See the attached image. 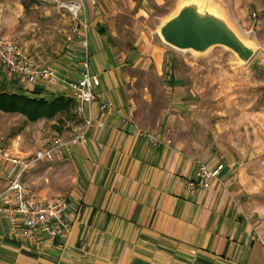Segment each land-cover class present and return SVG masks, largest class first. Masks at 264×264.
Wrapping results in <instances>:
<instances>
[{
  "label": "crops",
  "instance_id": "crops-1",
  "mask_svg": "<svg viewBox=\"0 0 264 264\" xmlns=\"http://www.w3.org/2000/svg\"><path fill=\"white\" fill-rule=\"evenodd\" d=\"M76 1L57 0L65 15L61 24L53 25L29 17L30 8L19 3L18 18L0 21V35H14L33 59L77 79L83 70L85 49L80 36L85 29L74 22L66 7ZM131 2L86 0L91 70L101 79L93 114L103 126L88 132L87 144L61 151L54 165L25 176L33 196L52 199L67 194L70 230L56 240L43 235L33 240L11 234L10 222L2 221L0 264H264V234L248 217L242 196L241 164L236 161L240 156L211 141L208 149L194 139L182 116L156 130L163 140L171 139L172 145L154 146L139 137L135 125H141L136 121L130 85L136 81L134 71L141 65L143 52L130 51L120 32L122 16L133 15ZM255 11H261L264 20V8L252 14ZM251 18L253 23L246 29L250 35L264 27ZM144 37L145 32L140 33L137 43L143 39L146 43ZM2 91L48 100L63 95L71 98L63 85L48 89L29 85L0 64ZM102 101L113 102L115 111H102ZM75 109L76 105L71 113L31 123L48 121L56 126L62 122L75 136L84 128ZM52 135L47 141L60 136L56 131ZM12 148L21 150L19 142ZM199 161L226 165L221 178L201 192L187 185ZM9 170L10 165L0 159V182L4 183L0 192L9 185Z\"/></svg>",
  "mask_w": 264,
  "mask_h": 264
},
{
  "label": "rangeland",
  "instance_id": "rangeland-1",
  "mask_svg": "<svg viewBox=\"0 0 264 264\" xmlns=\"http://www.w3.org/2000/svg\"><path fill=\"white\" fill-rule=\"evenodd\" d=\"M191 1L194 0H133L129 4L133 15L121 18L124 42H129L130 51L143 52L141 65L134 71L136 81L130 85L136 102V121L146 129L159 130L182 116L194 139L204 142L208 149L211 141L217 148L223 145L240 156L236 161L241 164L240 186L246 212L264 234V27L252 35L246 31L253 23L252 12L264 8V0H202L204 7L224 9L232 26L253 43L256 53L246 64L223 46L199 54L164 42L161 25L183 3ZM19 3H25L30 8L28 16L38 18L42 24L62 22L64 12L57 0H0V21L18 18L15 9ZM144 32L146 43L144 39L137 43L138 35ZM8 37L19 45L14 35ZM55 131L60 136L47 141ZM71 132V127L62 122L56 126L48 121L32 125L20 113L0 111V136L10 147L19 142L23 153L48 147L50 143L51 146L59 138L68 140L73 137ZM55 162L41 163L31 172L49 168ZM3 186L0 182V189Z\"/></svg>",
  "mask_w": 264,
  "mask_h": 264
},
{
  "label": "built area",
  "instance_id": "built-area-1",
  "mask_svg": "<svg viewBox=\"0 0 264 264\" xmlns=\"http://www.w3.org/2000/svg\"><path fill=\"white\" fill-rule=\"evenodd\" d=\"M93 4H96V1H93ZM66 7L73 13L74 22H79L85 29L84 35L80 36L81 44L85 49L81 61L83 70L77 79L65 77L56 69L36 61L16 41L0 35V64L6 68L9 75L24 77L29 85L47 89L63 85L75 102L77 115L84 121V128L72 138L68 140L59 138L51 146L33 152L15 151L7 144L6 139L0 136V159L10 165L7 175L9 185L0 192V222L8 220L11 234L33 240L41 235L56 240L68 234L70 230L68 214L71 204L68 196H57L52 199L32 196L25 182V176L41 163L56 161L61 151H70L73 145L78 143L87 144L88 132L103 126L93 114L94 104L98 99L96 90L101 85V79L91 70L86 0H77L67 4ZM261 15V11H255L252 17L255 21L264 24ZM100 109L113 112L116 107L111 101H102ZM135 128L140 138L146 139L154 146L172 145L171 139L163 140L156 130L146 129L137 124ZM225 168L226 165L223 163L211 166L199 161L195 177L190 179L187 185L194 191L206 190L215 180L221 178Z\"/></svg>",
  "mask_w": 264,
  "mask_h": 264
},
{
  "label": "water",
  "instance_id": "water-1",
  "mask_svg": "<svg viewBox=\"0 0 264 264\" xmlns=\"http://www.w3.org/2000/svg\"><path fill=\"white\" fill-rule=\"evenodd\" d=\"M204 1L185 2L160 27V36L168 45L204 54L216 46L234 52L243 64L252 60L256 48L232 26L219 9L204 7Z\"/></svg>",
  "mask_w": 264,
  "mask_h": 264
},
{
  "label": "trees",
  "instance_id": "trees-1",
  "mask_svg": "<svg viewBox=\"0 0 264 264\" xmlns=\"http://www.w3.org/2000/svg\"><path fill=\"white\" fill-rule=\"evenodd\" d=\"M75 107L74 100L67 96H59L52 100L46 97H29L0 92V111L20 113L30 121L52 119L63 113H71Z\"/></svg>",
  "mask_w": 264,
  "mask_h": 264
}]
</instances>
